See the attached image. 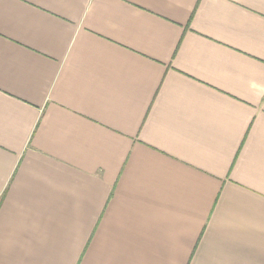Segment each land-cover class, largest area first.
Masks as SVG:
<instances>
[{
  "label": "crops",
  "instance_id": "obj_1",
  "mask_svg": "<svg viewBox=\"0 0 264 264\" xmlns=\"http://www.w3.org/2000/svg\"><path fill=\"white\" fill-rule=\"evenodd\" d=\"M0 264H264V0H0Z\"/></svg>",
  "mask_w": 264,
  "mask_h": 264
}]
</instances>
